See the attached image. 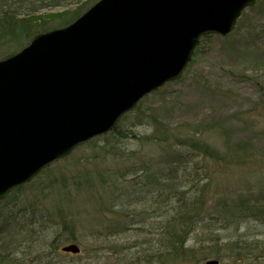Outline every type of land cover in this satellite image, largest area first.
Listing matches in <instances>:
<instances>
[{
    "label": "rangeland",
    "instance_id": "374dc122",
    "mask_svg": "<svg viewBox=\"0 0 264 264\" xmlns=\"http://www.w3.org/2000/svg\"><path fill=\"white\" fill-rule=\"evenodd\" d=\"M62 1L65 2L62 6L43 8L34 15L48 18L51 14L72 10L86 0L60 2ZM235 28L236 30L225 39L215 35L201 44L192 64L184 70L179 80L167 83L162 89L145 95L120 122L121 128L119 127L117 133L121 140L118 145L124 140L130 148L125 151H134V156H130L129 160L120 161L123 155L119 148V162L118 165L113 164L114 168L120 164L124 167L131 166L132 170L136 167L133 162L144 159V153L149 157L147 159L153 156L164 160L165 157L176 155V146L173 145L175 139L186 136L204 138L216 145L221 152L222 161L213 165L211 160L198 158V162H195L199 166L198 175L191 173L190 178L195 179L203 175L204 166L209 163L208 170L213 176L214 191L218 195L225 194L228 204L233 200L238 206H242L245 212L244 221L236 220L237 222L230 226H227L225 221L213 224L214 235L200 229L204 222L191 232L189 246H199L201 241L207 245H215L221 251L222 258L213 255L200 261L197 257L180 255L175 258H159L162 262L160 264H206L207 259L213 258L218 260L216 264H264L263 251L257 252L256 249L254 257L251 258L246 257L249 254L242 256L235 255V252L229 253L226 246L228 239H253L258 240L257 247L264 246V0L258 1L252 8H247ZM155 124L162 129L159 128V132L164 134L160 136L163 141L152 138L151 127ZM101 150L89 142L79 146L67 158L52 163L39 175L40 178L37 177V181L32 182L36 186L40 180L46 184L55 180L54 187L44 191L31 189L28 194L30 198L45 195L49 198L47 203L50 207L54 205L53 209H64L65 217L79 210L80 216L86 218L83 225L87 227L82 228V239L76 241L82 252L78 256L64 252L56 253L60 264H148L149 260L143 259V251L140 248L133 249L137 239L141 241L143 237L158 236L152 233L155 230L153 227H148L154 225L152 219L155 215L152 209L154 205H150L151 194H148L146 189L142 191L146 197L131 205L138 208L135 211L127 210V214H141L136 217V224L129 225L130 228L125 231L115 230L113 235L101 236L100 239L88 233L91 223H97L100 218L102 221L110 220L115 214L105 212L106 216H102L95 213L92 218L87 215L100 205L107 208L109 203L103 187H96V184L100 183V173L103 174L105 168H108L109 172L115 170L109 169L113 163L112 157H104ZM94 155L99 156L92 162ZM198 156L199 154L196 155ZM190 166L188 170L191 169ZM91 176L95 182L93 186L88 187L82 180ZM125 180H120L119 185L130 188L133 185L132 177L124 182ZM130 201L133 202L134 199ZM35 206L38 210L39 205ZM112 209L114 210V207ZM143 212L148 214L146 218H143ZM60 215L56 216V220ZM128 217L129 220L133 216ZM38 218L40 217L37 216L35 220ZM44 219L42 225L40 220L41 227H50L55 223L51 219L47 222ZM24 224L26 226L27 222ZM22 238L24 237L19 239ZM39 251L38 245L31 249L29 247L26 249L27 259L35 257ZM235 257L242 258L238 261Z\"/></svg>",
    "mask_w": 264,
    "mask_h": 264
},
{
    "label": "water",
    "instance_id": "95a60500",
    "mask_svg": "<svg viewBox=\"0 0 264 264\" xmlns=\"http://www.w3.org/2000/svg\"><path fill=\"white\" fill-rule=\"evenodd\" d=\"M254 2L97 0L0 59V198L180 77L199 37L230 31Z\"/></svg>",
    "mask_w": 264,
    "mask_h": 264
},
{
    "label": "trees",
    "instance_id": "16d2710c",
    "mask_svg": "<svg viewBox=\"0 0 264 264\" xmlns=\"http://www.w3.org/2000/svg\"><path fill=\"white\" fill-rule=\"evenodd\" d=\"M59 0H0V58L5 57L20 49L27 44L35 33L49 30L73 21L82 12L90 6L94 0H86L82 4L72 10H65L60 13L51 14L48 18H39L37 13L40 9L62 6L65 2H58ZM58 2V3H55ZM152 138L164 139V136L159 132L158 126L152 125ZM161 129V128H160ZM162 130V129H161ZM119 127H116L108 134L100 135L89 141V144L94 143L99 149H102L103 156L110 155L112 157V166L109 169L115 171L109 172L105 168L103 174L99 177V184L96 187H103L104 194L107 199V208L100 205L99 208H93L89 211L91 218L94 214L105 215V212L114 214L110 220H103L100 218L97 223H91L88 227L89 235L95 238L101 236L113 235L115 230L125 231L129 225L136 224L135 213H128L127 210L138 208V206H131L143 200L146 194L143 190H147L151 194L153 204V213L155 215L154 225L155 230L152 232L157 238L143 237L142 240H136L133 244V249L140 248L143 251V259L149 260L148 264L162 263L159 258H175L182 255L183 257H197L200 261L208 255L220 254L218 247L204 244L202 241L198 245H187L190 233L205 221V217L209 216L211 219L221 218L231 225L233 221H244L241 212H238V207L233 202L232 205L225 202L226 196L224 194L218 195L213 190L212 174L208 170L207 163L204 166L205 172L199 178L190 179L191 173L194 175L198 172V167L195 162L198 158L211 160L213 165H218L222 161L221 152L216 145L204 138H194L193 136H186L178 138L173 141L176 146V155L173 157H165L163 160L151 156L150 159L144 154L140 162H133L136 167L131 170V166L114 168L113 164L118 165L119 162L117 150L120 148V153L123 155L120 161L129 160L130 156H134L133 152H128L130 148L122 140V144L118 145ZM117 133V135H116ZM121 133V132H120ZM165 137H167L165 135ZM196 157V155H198ZM99 155H94L95 157ZM224 160L227 161L225 157ZM192 163V164H190ZM227 163V162H226ZM132 165V164H130ZM190 170H188V166ZM94 166V165H93ZM84 171L81 170V173ZM98 171V170H97ZM118 173H115L117 172ZM109 172V173H108ZM39 177V176H37ZM132 177L133 182L130 188L119 185V181ZM40 178V177H39ZM207 178V180H204ZM209 178V179H208ZM41 182H44L41 180ZM95 182L94 177H86L82 183L93 186ZM35 189L41 191L47 190V187H42V183H38ZM195 186H199L195 189ZM95 187V188H96ZM24 188L21 189V191ZM24 195L28 199L26 205L20 212H11L9 210H2L0 212V264H60L56 258V248L64 241H80L82 239V228L87 227L83 225L85 217L80 216V211L71 212L68 217H65L64 209L58 207L53 209V206L47 203L48 199L45 195H40L36 198L27 196V190H24ZM130 199H134L133 202ZM91 200V199H90ZM133 203V204H132ZM35 204L39 205L38 210ZM90 207V206H89ZM114 207V210L112 209ZM91 208V207H90ZM39 214V215H38ZM60 218L56 220V216ZM133 216L128 220V216ZM37 216L40 217L37 219ZM143 218L147 214L143 212ZM217 216V217H216ZM26 217V226L23 218ZM65 217V218H64ZM124 217V218H123ZM51 219L54 225L40 226L44 222L43 219ZM46 220V219H44ZM46 220V222L48 221ZM146 219H143L145 221ZM201 221V222H200ZM237 222V221H236ZM235 222V223H236ZM39 225V226H38ZM59 226V227H58ZM110 229H109V228ZM210 227V226H209ZM109 230V231H108ZM113 230V231H112ZM108 232V233H107ZM147 233V232H146ZM99 235V236H98ZM20 237H24L19 239ZM258 242L255 241L254 244ZM253 244V240L245 239L242 241H231L228 239L226 245L230 247V251H235V255L252 254L257 248L264 252V246L257 247ZM39 246V254L31 259H27L26 249L29 247ZM246 251V252H245ZM245 252V253H244ZM258 252V251H257ZM256 255V257H258ZM45 257L47 259H45ZM140 257V256H139Z\"/></svg>",
    "mask_w": 264,
    "mask_h": 264
}]
</instances>
